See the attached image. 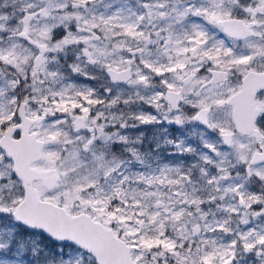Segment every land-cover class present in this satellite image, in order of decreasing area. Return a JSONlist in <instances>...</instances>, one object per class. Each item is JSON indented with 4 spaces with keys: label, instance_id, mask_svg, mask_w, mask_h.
I'll use <instances>...</instances> for the list:
<instances>
[{
    "label": "snow or ice",
    "instance_id": "6c2138e0",
    "mask_svg": "<svg viewBox=\"0 0 264 264\" xmlns=\"http://www.w3.org/2000/svg\"><path fill=\"white\" fill-rule=\"evenodd\" d=\"M0 264H264V0H0Z\"/></svg>",
    "mask_w": 264,
    "mask_h": 264
}]
</instances>
